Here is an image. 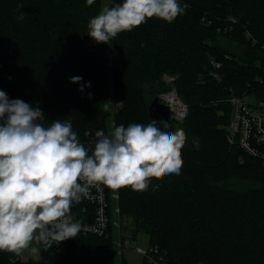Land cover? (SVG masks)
Returning a JSON list of instances; mask_svg holds the SVG:
<instances>
[{
  "label": "trees",
  "instance_id": "1",
  "mask_svg": "<svg viewBox=\"0 0 264 264\" xmlns=\"http://www.w3.org/2000/svg\"><path fill=\"white\" fill-rule=\"evenodd\" d=\"M122 2L0 0V91L39 107L45 127L71 121L89 155L98 130L152 122L182 129L179 175L152 179L146 191L105 186L110 208L121 212L119 236L146 233L165 264H264V164L227 137L232 97L255 93L264 101L256 82L264 79V0H179L188 7L171 23L152 18L97 43L90 19ZM171 88L188 105L182 124L153 120L148 110ZM71 212L82 224L95 218L82 200ZM117 235L78 233L63 241L65 251L41 243L37 261L0 251V264H117ZM119 264H127L124 256Z\"/></svg>",
  "mask_w": 264,
  "mask_h": 264
},
{
  "label": "clouds",
  "instance_id": "2",
  "mask_svg": "<svg viewBox=\"0 0 264 264\" xmlns=\"http://www.w3.org/2000/svg\"><path fill=\"white\" fill-rule=\"evenodd\" d=\"M94 0H87L90 6ZM179 0H123L104 6L90 19L88 35L97 43H109L121 32L132 31L147 20L171 23L182 14ZM23 17H21L22 19ZM80 77L71 78L79 83ZM82 91V89H81ZM113 103H104L109 111ZM123 108V101L114 104ZM44 112L20 99L9 101L0 91V251L21 255L33 242L52 247L80 232L73 220V202L79 203L92 186L113 191L130 187L146 191L152 179L179 175L182 129L162 131L155 122L116 126L109 133H95L91 155L79 142L71 121H54L45 127Z\"/></svg>",
  "mask_w": 264,
  "mask_h": 264
},
{
  "label": "built area",
  "instance_id": "3",
  "mask_svg": "<svg viewBox=\"0 0 264 264\" xmlns=\"http://www.w3.org/2000/svg\"><path fill=\"white\" fill-rule=\"evenodd\" d=\"M212 64L216 68H221L218 62L213 61ZM167 83H172L174 78L164 77ZM257 86L264 89V79H257ZM254 99V104L249 102V98ZM160 101L170 107L171 118L178 124H182L186 119L189 109L188 105L181 100L175 88L169 89L166 93L160 95ZM233 106V114L231 123L228 126L227 137L231 146L237 147L241 151L246 152L253 158H259L264 164V101L260 100L255 93H246L243 96H234L230 99ZM113 199H118V195H112ZM93 208L95 218L92 223L82 224L76 216H71L74 221L79 222L81 229L80 234H93L98 237L111 238L112 232L118 235L112 238L117 248V254L123 256V250L130 246L131 238L119 236L122 229L120 210L115 207L112 211L110 208L109 198L107 197L106 187L104 185L92 186L88 190V194L81 198ZM116 218L113 219V215ZM136 252L145 256L149 264H165L163 258L157 254V250L148 249L143 251L136 248Z\"/></svg>",
  "mask_w": 264,
  "mask_h": 264
},
{
  "label": "rangeland",
  "instance_id": "4",
  "mask_svg": "<svg viewBox=\"0 0 264 264\" xmlns=\"http://www.w3.org/2000/svg\"><path fill=\"white\" fill-rule=\"evenodd\" d=\"M251 104H254V99H248ZM123 235L128 237V233L123 232ZM150 247V240L146 233H139L135 240H131L130 246L123 250V256L127 264H144L145 256L136 252V248H140L143 251H147ZM59 248L65 251V243L60 242ZM122 256L118 255L117 264L120 263Z\"/></svg>",
  "mask_w": 264,
  "mask_h": 264
},
{
  "label": "water",
  "instance_id": "5",
  "mask_svg": "<svg viewBox=\"0 0 264 264\" xmlns=\"http://www.w3.org/2000/svg\"><path fill=\"white\" fill-rule=\"evenodd\" d=\"M151 118L161 123H168L171 119L170 107L160 101V97L156 96L148 108Z\"/></svg>",
  "mask_w": 264,
  "mask_h": 264
},
{
  "label": "crops",
  "instance_id": "6",
  "mask_svg": "<svg viewBox=\"0 0 264 264\" xmlns=\"http://www.w3.org/2000/svg\"><path fill=\"white\" fill-rule=\"evenodd\" d=\"M33 247H37L39 251L37 253H32L31 249L25 250L21 255H18V258L21 259L23 262H29V260H40V246L41 243L37 244L33 242Z\"/></svg>",
  "mask_w": 264,
  "mask_h": 264
}]
</instances>
